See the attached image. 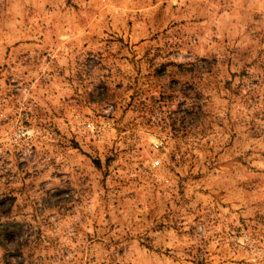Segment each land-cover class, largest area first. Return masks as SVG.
Instances as JSON below:
<instances>
[{
	"label": "rangeland",
	"instance_id": "1",
	"mask_svg": "<svg viewBox=\"0 0 264 264\" xmlns=\"http://www.w3.org/2000/svg\"><path fill=\"white\" fill-rule=\"evenodd\" d=\"M0 264H264V0H0Z\"/></svg>",
	"mask_w": 264,
	"mask_h": 264
}]
</instances>
